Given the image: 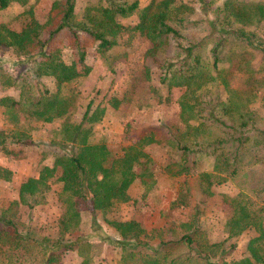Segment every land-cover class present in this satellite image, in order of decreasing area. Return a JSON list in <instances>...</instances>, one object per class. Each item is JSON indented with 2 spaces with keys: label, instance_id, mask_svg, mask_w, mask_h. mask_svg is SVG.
Wrapping results in <instances>:
<instances>
[{
  "label": "trees",
  "instance_id": "1",
  "mask_svg": "<svg viewBox=\"0 0 264 264\" xmlns=\"http://www.w3.org/2000/svg\"><path fill=\"white\" fill-rule=\"evenodd\" d=\"M11 1L25 8L27 19L19 30L0 26V46H10L18 54L39 57L32 66L33 71L21 78L0 72L2 88L14 86L18 89L16 99L0 97V106L13 116L16 124H20L18 112L23 117L26 114L36 116L43 122H51L68 112L69 101L60 95L61 86L80 76L76 61L83 63L86 43L95 42L99 53L117 44L119 33L128 29L117 17L138 12V21L131 30L151 41L150 54L163 53L168 38L180 50L171 61L164 57L159 80L168 87L184 88L179 99L182 126L163 122L146 127L135 142L115 156L104 144L87 141L90 129L84 128L82 123L86 118L91 120L89 103L80 122L61 124L64 139L74 144L75 149L57 153L52 167L43 166L37 177L21 182L20 201L25 202L26 196L38 199L48 188L47 180L60 167L57 179L62 188L57 196L61 209L58 228L62 234L56 242L58 247L68 249L85 245L80 237L68 239L63 235L79 222L76 198H88L90 208L103 213L130 200L127 192L130 184L136 178L144 182L146 164L151 162L144 147L157 143L177 153L178 157L171 158L164 166L169 175H193L199 155H214L212 169L199 171L194 176L196 193L202 199L214 195L215 187L225 181L237 180L236 194H222L223 202L230 208L224 222L227 236L221 242L209 241L196 227L192 229L189 225L190 231L179 238L159 239L151 244V251L144 252L127 247L131 242L149 245L147 240L151 234L136 220H107L120 232V239H111L121 251L119 264H264V117L262 120L254 118L248 108V103L256 99L264 107V37L249 29L264 20V1L223 0L220 6L212 8L207 0H151L138 9V0H103L102 5L84 8L80 23L75 21L74 0L54 1L44 23L35 19L29 0H0V9ZM188 25L201 26L204 35L188 37L183 34ZM41 30L47 31L46 37L36 39L35 34L40 35ZM63 31L68 34V43L76 59L69 63L60 57V50L54 45ZM246 49L250 55L254 52L260 55L258 68L253 67L252 59L246 58ZM224 58L230 60L227 68L221 66ZM83 68L87 70L86 66ZM231 69L245 74L243 89L231 87L226 74ZM42 77L53 80L54 92L41 81ZM208 86L223 89L225 99L205 97L204 92H211ZM189 119L195 123H189ZM9 137L15 139V135L0 131L2 147ZM136 165L142 166L141 171L135 169ZM9 174L7 169L0 167V177L8 179ZM197 211L193 220H198ZM0 223L6 230L0 231V242L6 244L0 247V255L6 256V262L11 254L10 242L22 246L29 235L17 233L11 219L0 216ZM251 229L254 235L246 243L245 255L226 259L232 244L224 245L225 241ZM79 253L82 259L78 264H91L90 258L82 255L80 249ZM57 254L50 249L38 264H54Z\"/></svg>",
  "mask_w": 264,
  "mask_h": 264
},
{
  "label": "rangeland",
  "instance_id": "2",
  "mask_svg": "<svg viewBox=\"0 0 264 264\" xmlns=\"http://www.w3.org/2000/svg\"><path fill=\"white\" fill-rule=\"evenodd\" d=\"M54 1L56 0H29L38 22L46 21ZM150 1L138 0V9L148 5ZM207 1L211 3L212 8L220 6L223 2ZM103 3V0H74L75 21L77 23L82 21L86 6ZM24 9L18 2L11 1L5 8L0 9V26L19 30L27 19ZM198 16L203 17L200 14ZM117 21L128 28L119 33L117 44L99 53L95 42L86 43L83 63L76 61L80 76L61 86L60 95L69 101L68 112L65 115L51 122H43L36 116L26 114L23 117V114L18 112L20 124H16L13 116L0 106V131L10 136L15 135L13 140L7 138L4 147L0 145V167L10 172L8 179L3 178V175L0 177V216L11 219L17 233L27 237L29 235V239L22 246L17 247L15 241L10 242L11 254L7 257L10 262L7 260L5 262L6 256L0 255V264H38L47 257L50 249L58 252L54 264H78L82 259L79 249L82 255L90 258L91 264H119L121 251L111 239H120V232L107 220H136L151 234L147 240L149 245H134L135 242H131L127 247L144 252L151 251V244L159 239L179 238L186 231H190L189 225H192V229L196 227L209 241L221 242L227 236L224 222L230 208L223 202L222 194L231 196L236 194L237 180L225 181L215 187L214 195L202 199L196 193L194 176L199 171L212 169L214 155H199L193 175H169L164 171V166L171 158L176 159L177 153L157 143L144 147L151 162L146 164L148 170L144 174V182L136 178L130 184L127 190L130 200L120 202L103 213L92 210L88 198H76L79 222L73 230L65 231L63 235L68 239L80 237L85 242L81 248L74 246L63 249L56 244L62 234L58 228L61 209L57 196L62 188V183L57 179L61 174L60 167H57L54 175L47 180L48 188L43 190V196H39L38 199L26 196L25 202L20 201L21 182L30 177H37L43 166L52 167L57 153L75 149L74 144L64 139L61 124L80 122L89 103L88 116H91V120L86 118L82 123L84 128L90 129L87 141L104 144L115 156L120 154L124 147L135 142L140 131L146 127L157 126L163 122L183 125L179 99L184 88L168 87L159 80L160 64L165 60L164 57L171 61V58L180 51L176 43L168 38L164 52L152 55L149 52L151 41L139 32L131 30L138 21V12L117 17ZM249 29L264 37V20L257 27L250 26ZM46 32L41 30L40 35L35 34L34 37L44 39ZM182 33L188 37H201L205 32L201 26L188 25L184 27ZM55 40L57 43L54 45L60 50V57L64 61L69 63L76 60L65 31L60 32ZM244 51L246 58L252 59L253 67L258 68L260 55L256 52L250 55L249 49ZM36 58H39L38 55L18 54L12 47L1 45L0 72L15 79L21 78L33 71L32 66ZM229 65L230 60L224 58L222 68ZM84 66L87 70L83 68ZM226 74L231 87L237 89L245 87L244 73L231 69V72L227 71ZM41 81L50 91H55L53 80L42 77ZM208 87L211 92L209 94L204 92L205 97L225 99L226 92L223 89ZM2 96L16 99L18 89L14 86L2 88L0 85V97ZM248 108L252 110L254 118L262 120L264 107L258 99L248 103ZM188 122L195 123L193 119H189ZM141 168V165L135 166L137 171H141ZM196 210L198 220H193ZM2 227L0 223V231H6ZM253 235L254 231L251 229L227 239L224 245L231 243L232 246L230 254L225 258L231 260L244 256L246 243ZM5 245L0 242V247Z\"/></svg>",
  "mask_w": 264,
  "mask_h": 264
}]
</instances>
